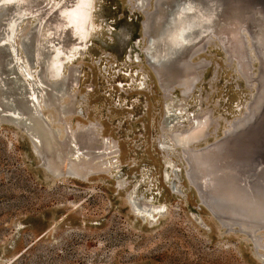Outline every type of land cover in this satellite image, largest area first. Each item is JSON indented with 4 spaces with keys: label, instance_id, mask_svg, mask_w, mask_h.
<instances>
[{
    "label": "rangeland",
    "instance_id": "rangeland-1",
    "mask_svg": "<svg viewBox=\"0 0 264 264\" xmlns=\"http://www.w3.org/2000/svg\"><path fill=\"white\" fill-rule=\"evenodd\" d=\"M135 1L87 0L90 34L63 70L78 72L76 88L62 101L76 100L65 121L73 131L78 124L92 126L97 145L104 141L111 148L112 154L97 158L103 172L84 180L50 174L20 127L0 121V264H264L263 247L237 227L227 232L200 202L186 178L183 151L162 127L168 114L179 119L177 131L207 116V139L191 148L221 139L244 116L259 82L260 62L249 53L247 82L223 51L219 37L229 33L211 36L192 58L202 67L190 92L165 93L149 69L141 34L144 12L153 10L154 0H147L143 12ZM13 8L0 3V14ZM26 13L16 45L38 18L35 11ZM190 22L191 30L199 27V20ZM242 32L249 44L246 29ZM22 49L17 45L19 61ZM4 51L9 52L0 47V54ZM6 59L0 72L10 84ZM8 104L0 98V110ZM43 112L62 130L53 110ZM260 149L264 160V141ZM131 200L161 207L163 216L146 221L131 210ZM256 236L263 244L264 229Z\"/></svg>",
    "mask_w": 264,
    "mask_h": 264
},
{
    "label": "bare ground",
    "instance_id": "bare-ground-1",
    "mask_svg": "<svg viewBox=\"0 0 264 264\" xmlns=\"http://www.w3.org/2000/svg\"><path fill=\"white\" fill-rule=\"evenodd\" d=\"M40 2L0 0L1 6L14 7L9 10L10 14H0V47L9 51L1 52L0 67L3 58H9L6 66L13 76L10 84H6L0 72V98L11 103L2 105L0 119L10 117L24 128L35 142V151L50 174L64 172L66 176L84 180L103 172V165L97 162L100 154H112L104 141L97 145L99 135L92 126L79 128L78 124L76 131L71 130L65 118L71 115L76 100L71 98L67 103L62 102L78 84L77 71L64 74L63 70L80 53V41L90 34L92 7L87 0H61V4L59 0ZM135 3L139 11L145 10L144 0ZM218 3L228 5L230 17L219 16L222 10ZM214 5L213 13H208ZM28 11H35L38 18L17 44L25 49V56L19 61L14 39ZM175 12L181 17L182 24L174 43L161 53L153 52V40L162 29V23L166 19L169 21ZM147 16L143 22L148 43L147 63L160 90L165 93L175 88L183 95L190 92L195 84L196 70L200 65L202 67V64H193L192 58L205 48L208 33L215 38L229 33L224 41L225 55L235 61L237 73L247 82L251 65L249 53L257 51L263 60V71L260 72L259 67V82L249 111L247 108L244 116L231 124L221 139L200 149L191 148L207 139V116L196 119L185 131L175 130L179 119L169 114L162 125L166 131H171L170 141L183 151L185 163L187 161L198 170L197 174L189 173L197 195L221 221L237 223L241 229L254 232L264 225V160L260 156V145L264 141V0H158L157 7ZM193 19L199 20L200 24L191 30ZM246 28L249 44L242 36V30ZM201 29L205 31L199 33ZM179 30L183 36L179 35ZM187 34L188 39L185 38ZM181 36L183 39H179ZM43 110L55 112L62 130L51 125ZM189 170L187 165V173ZM130 207L135 215L146 221L163 216L162 208L151 204L131 200Z\"/></svg>",
    "mask_w": 264,
    "mask_h": 264
},
{
    "label": "water",
    "instance_id": "water-1",
    "mask_svg": "<svg viewBox=\"0 0 264 264\" xmlns=\"http://www.w3.org/2000/svg\"><path fill=\"white\" fill-rule=\"evenodd\" d=\"M157 2L158 0H154L153 2V8H156L157 7ZM228 4V2H226ZM219 4V3H218ZM225 4V3H224ZM224 4H219V8L220 10H222V12L220 11V15L219 16H222L224 17L225 15V19L226 17H230L228 12H227V6H225ZM147 5V0H144V7H146ZM225 8V9H224ZM149 12H144V15H145V19H148V14ZM212 15V14H210ZM178 15L175 13L174 16H172V18L168 21V19H166V21H164L162 23L163 27L162 29L160 30L159 34H157V37L153 40L154 43L152 44L153 47H152V50L153 52H157V53H161L162 51H165V49H167L170 45H172L174 43V40H175V35H176V32L178 31V28L180 27L181 23H180V19L181 17H177ZM181 16V15H179ZM250 15H248L249 17ZM211 17V16H210ZM247 17V18H248ZM230 19V18H229ZM246 31H247V28H246ZM141 34L143 35V37L146 38L147 34L146 32L144 31L143 29V22L141 23ZM243 36V34H242ZM211 38V35H209L208 39ZM220 41L224 44V41H225V38H220ZM147 46H148V43H147ZM223 48V51L226 53L225 51V45L222 47ZM203 49V48H202ZM254 55L257 57V59L259 60L260 62V72L261 70L263 71V67H262V62L263 60L261 59V56L259 55V52L257 51H254ZM192 57V56H191ZM250 62V61H249ZM259 72V73H260ZM255 82L257 83L256 79H255ZM259 85V84H258ZM250 105V104H249ZM249 105H248V111H249ZM0 121H4V122H8V123H14L15 125L19 126L20 129L27 135L29 141H30V144L32 146V148L34 149L35 151V142L33 141V139L27 134V132L24 130V128H22V126H20L18 123H16L15 121H13L12 119H10V117H5V119H0ZM227 133V132H226ZM36 152V151H35ZM36 154L38 155L39 157V154L36 152ZM227 154V153H226ZM186 164L189 166L190 170L186 171V176H187V179L188 181L190 182V184L195 188H196V185L195 183L190 179L189 177V173L191 172H196V174L198 173V170L193 166V165H189L186 161ZM44 168L48 171V173H51V171H49L46 166L43 164ZM221 167V166H219ZM218 167V168H219ZM216 168V167H215ZM67 174H65L64 172H60L57 174V176H66ZM198 198L200 200V202L205 205L209 211L214 215V217L216 218V220L220 223V225L224 228H226V231L227 232H230V231H234L233 230V227H237L239 231H243L245 232L249 237L250 239H253V242H254V245L255 246H261L264 248V243L263 244H260L259 243V239L260 237L259 236H256V232L261 230V229H264V225L263 226H260L259 228H257L254 232H249V231H246V230H243L241 229V227L237 224V223H225L223 221H221L219 219V217L209 208V206L202 200L201 197H199L198 195ZM264 239V238H263Z\"/></svg>",
    "mask_w": 264,
    "mask_h": 264
}]
</instances>
